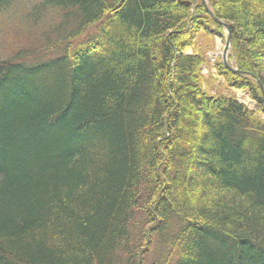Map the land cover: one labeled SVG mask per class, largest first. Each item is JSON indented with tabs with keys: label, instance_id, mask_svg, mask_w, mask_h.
Segmentation results:
<instances>
[{
	"label": "trees",
	"instance_id": "16d2710c",
	"mask_svg": "<svg viewBox=\"0 0 264 264\" xmlns=\"http://www.w3.org/2000/svg\"><path fill=\"white\" fill-rule=\"evenodd\" d=\"M31 3L0 24V264H264V0H207L256 111L207 91L202 0Z\"/></svg>",
	"mask_w": 264,
	"mask_h": 264
},
{
	"label": "rangeland",
	"instance_id": "374dc122",
	"mask_svg": "<svg viewBox=\"0 0 264 264\" xmlns=\"http://www.w3.org/2000/svg\"><path fill=\"white\" fill-rule=\"evenodd\" d=\"M207 1V0H206ZM203 2V1H202ZM33 6L31 0H23L22 2L17 3L9 11L3 12L0 15V24L5 23V26L13 27L17 26L16 34L13 36H6V39H10L11 37H15L21 30V27L25 26L26 23L25 19H22L23 15H25ZM224 35L222 38L215 37V38H208L204 34L200 35L197 39V46L196 49L200 48L202 52L205 53L206 56V66L203 69V74L207 78H211V83L208 84L207 91L210 94H224V95H234L236 98L243 104H245L251 110H257L255 103L252 99L243 91L241 90H230L228 89L225 84L223 83V78L219 77L217 74L216 64L222 62V56L225 49V44L227 40V31L224 28ZM24 42H30V38L28 37H20ZM3 48V47H0ZM196 49H189L187 53L192 54L195 53ZM3 52L9 54L12 49L9 47V44L4 47ZM230 54V51L229 53ZM223 63V62H222ZM213 84V85H212ZM211 85V86H210ZM261 118L264 119V116L261 114ZM159 256L158 250H153L144 254V258L142 259L141 264H155L157 258Z\"/></svg>",
	"mask_w": 264,
	"mask_h": 264
},
{
	"label": "water",
	"instance_id": "95a60500",
	"mask_svg": "<svg viewBox=\"0 0 264 264\" xmlns=\"http://www.w3.org/2000/svg\"><path fill=\"white\" fill-rule=\"evenodd\" d=\"M203 1V4L206 6V8L208 9V11H209V13H210V15L212 16V18L215 20V21H218L216 18H215V16L212 14V12L210 11V9L208 8V5H207V1L206 0H202ZM219 22V21H218ZM220 23V25H222V26H224L225 28H226V31H227V40H226V44H225V49H224V52H223V56H222V62H223V64H224V66L228 69V70H230V71H232V72H238V70L236 69V68H234L233 66H232V64H230L229 63V61H228V53H229V50H230V47H231V34H230V30H229V28L227 27V25L226 24H224L223 22H219ZM259 84H260V88H261V90L263 91V93H264V88H263V86H262V84L259 82Z\"/></svg>",
	"mask_w": 264,
	"mask_h": 264
},
{
	"label": "bare ground",
	"instance_id": "6f19581e",
	"mask_svg": "<svg viewBox=\"0 0 264 264\" xmlns=\"http://www.w3.org/2000/svg\"><path fill=\"white\" fill-rule=\"evenodd\" d=\"M210 14V13H209ZM212 17V16H211ZM225 24V23H224ZM231 48V47H230ZM230 51V50H229Z\"/></svg>",
	"mask_w": 264,
	"mask_h": 264
}]
</instances>
